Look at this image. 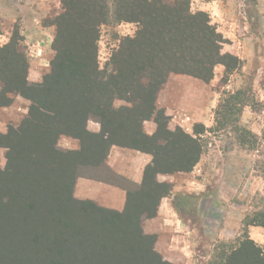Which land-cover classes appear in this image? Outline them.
<instances>
[{"label": "trees", "instance_id": "1", "mask_svg": "<svg viewBox=\"0 0 264 264\" xmlns=\"http://www.w3.org/2000/svg\"><path fill=\"white\" fill-rule=\"evenodd\" d=\"M65 8L66 24L58 28L51 69L40 84L29 82L25 60L16 49L9 53L12 44L1 49L0 107L17 95L31 106L17 129L0 133V148L7 149V165L0 168V264H170L143 222L157 216L172 191L157 176L190 172L203 147L182 130L169 132L157 108L158 91L170 74L208 83L217 65L230 70L222 54L225 39L206 13L191 14L190 0H72ZM111 22L137 23L139 29L114 54L109 73L100 70L97 42L99 27ZM117 99L131 105L115 111ZM94 115L102 126L98 136L88 130ZM155 115L167 131L156 137L143 129ZM197 127L202 130L195 128V135L206 131ZM63 136L79 139L81 150L60 149ZM157 137L163 142L148 148L146 141L155 146ZM113 145L154 157L144 182L128 190L123 212L74 197L81 170L106 167ZM175 150L178 165L164 168L165 154ZM250 225L264 228V220ZM235 243L238 247L213 258L221 264H264L263 246L250 238Z\"/></svg>", "mask_w": 264, "mask_h": 264}, {"label": "rangeland", "instance_id": "2", "mask_svg": "<svg viewBox=\"0 0 264 264\" xmlns=\"http://www.w3.org/2000/svg\"><path fill=\"white\" fill-rule=\"evenodd\" d=\"M71 3L72 0H0V56L1 49L12 44L9 53L16 49V56L25 60L32 84H40L50 72L56 53L54 40L58 28L66 24L62 18L65 7ZM190 12L206 13L211 25L223 36L222 54L230 70L217 65L208 83L185 74H170L158 91L156 104L169 132L179 134L182 130L198 138L203 147L204 177L197 178L205 187L198 193L181 190L176 195L175 205L193 230L191 240L196 264H221L213 255L222 250L226 252L232 246L238 247L237 240H254L251 228L264 232L261 226H249L255 224V220H264V0H190ZM138 29L137 23L130 22H111L99 27L100 70L107 69L110 73L112 57L127 38L136 36ZM178 75L186 76V82L174 81L173 77ZM12 101L11 105L0 107L3 135L21 125L31 106V102L20 95L14 96ZM130 105L124 99H117L114 109L120 111ZM194 112L195 120L175 118L184 114L191 116ZM155 117L144 122L145 133L155 137L159 132L166 134L165 129L158 127ZM199 125L206 131L195 135V128L202 130ZM88 130L100 135L102 126L97 116L91 117ZM158 137L153 141L157 145L151 141L155 146H149L150 140H147L146 146L157 149L159 142H163ZM188 145L191 148V143ZM58 147L65 152H76L81 150V143L75 137L63 136ZM179 154L178 150L166 153L164 168H175ZM6 165L7 149L1 147L0 168ZM81 175L103 178L137 190L124 179L115 177L105 166L83 168ZM149 187L153 188L154 184ZM74 197L83 201L75 193ZM140 199L138 195L136 202ZM155 217L143 222L145 234L172 264L163 254L170 236L156 232L160 223L153 221ZM171 257L180 258L177 252L171 253Z\"/></svg>", "mask_w": 264, "mask_h": 264}, {"label": "crops", "instance_id": "3", "mask_svg": "<svg viewBox=\"0 0 264 264\" xmlns=\"http://www.w3.org/2000/svg\"><path fill=\"white\" fill-rule=\"evenodd\" d=\"M209 8V7H208ZM186 76L178 75L173 77L174 81L186 82ZM188 113V112H187ZM195 112L175 116L184 119L190 117L195 120ZM203 159L194 166L190 172H177L168 175H159L158 181L171 184V194L163 198L160 202L157 217L154 222L160 223L157 233H166L170 240L164 248L163 254L172 264H196L194 259V243L191 240L193 234L192 228L185 222L179 209L175 205V198L178 192L186 190L187 192L198 193L205 187L200 179L203 175ZM152 154L137 149L113 145L108 153L106 167L115 177L124 179L131 185H141L145 179L147 168L153 164ZM128 188L118 183L93 176L80 177L75 185V196L81 200H90L105 208L121 211L125 208L127 201ZM149 228V225H147ZM250 234L255 241L264 244V232L254 227L250 229ZM258 237V239L256 238ZM177 252L180 258L172 259L171 253Z\"/></svg>", "mask_w": 264, "mask_h": 264}]
</instances>
